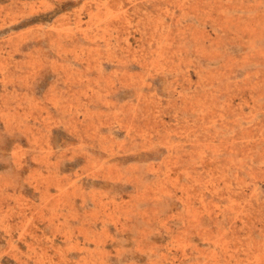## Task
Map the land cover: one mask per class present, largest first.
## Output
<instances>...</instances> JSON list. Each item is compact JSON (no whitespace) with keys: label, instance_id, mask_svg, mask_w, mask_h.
I'll use <instances>...</instances> for the list:
<instances>
[{"label":"rangeland","instance_id":"374dc122","mask_svg":"<svg viewBox=\"0 0 264 264\" xmlns=\"http://www.w3.org/2000/svg\"><path fill=\"white\" fill-rule=\"evenodd\" d=\"M0 264H264V0H0Z\"/></svg>","mask_w":264,"mask_h":264}]
</instances>
